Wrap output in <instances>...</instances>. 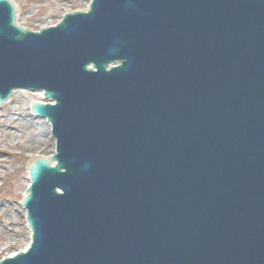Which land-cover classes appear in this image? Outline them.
Returning <instances> with one entry per match:
<instances>
[{"label": "water", "instance_id": "95a60500", "mask_svg": "<svg viewBox=\"0 0 264 264\" xmlns=\"http://www.w3.org/2000/svg\"><path fill=\"white\" fill-rule=\"evenodd\" d=\"M77 10L34 32L0 0V106L43 93L56 139L0 264H264V0Z\"/></svg>", "mask_w": 264, "mask_h": 264}, {"label": "rangeland", "instance_id": "374dc122", "mask_svg": "<svg viewBox=\"0 0 264 264\" xmlns=\"http://www.w3.org/2000/svg\"><path fill=\"white\" fill-rule=\"evenodd\" d=\"M17 7V21L19 25H24L25 28L31 30H40L41 27L55 25L62 19L64 14L69 10L73 12L77 9H87L88 3L91 0H11ZM32 97V96H30ZM33 98V97H32ZM32 105H30L31 108ZM27 109L26 102L22 100V108ZM1 109V108H0ZM13 110L17 109V105H13ZM10 106H4L0 110V119L9 115ZM32 117V116H31ZM18 119L20 117H17ZM30 118V117H28ZM35 119L34 117H32ZM5 122V121H2ZM4 130L13 135H9L4 140V144L0 145V210L8 207V212L3 216L2 222L13 221L12 225L15 228H0L4 229L0 232V260L15 252L23 251L27 247L28 225L26 216H23L19 211H22L21 199L23 198L22 188L27 185V162L30 153L38 154L37 156H48L51 151L52 143H46V147L38 150H24L25 154H21L22 150L16 149L13 146L7 148L6 144L11 145L19 137L16 130L6 126ZM50 138L54 141L52 134ZM12 141V142H11ZM24 142V141H23ZM56 146V141H55ZM23 151V152H24ZM55 151V150H54ZM7 171V175L5 172ZM10 217H9V214ZM27 215V213H26ZM12 216V217H11Z\"/></svg>", "mask_w": 264, "mask_h": 264}, {"label": "bare ground", "instance_id": "6f19581e", "mask_svg": "<svg viewBox=\"0 0 264 264\" xmlns=\"http://www.w3.org/2000/svg\"><path fill=\"white\" fill-rule=\"evenodd\" d=\"M30 96H32L33 98ZM22 100L26 102V105L28 106L27 109H25L24 107L22 108ZM42 102L44 103V99L41 93H33L26 90H20L14 93L12 98L4 105V106L7 105L10 106V110L8 111L9 115L7 117H3L4 120L0 119V145L4 144L5 142L4 140L9 135L15 136L13 135L14 132L9 133L8 131L4 130L5 128L4 123H6V126L9 124L8 127L16 130V134H18L19 136L14 143L11 141L12 142L11 145L6 144L7 148L14 145L16 149L22 150L21 154L24 155L25 154L24 150L33 151V150L42 149L46 147L45 146L46 143L51 142L52 143L51 151L48 154V156H46L45 158H49L50 155L54 153L55 141L52 138H50V134L52 132L51 125L46 120L37 118L31 111L32 106L30 108V105H32V103H42ZM13 105H17L16 110L12 109ZM4 106H2L1 109L4 108ZM31 116L34 117L35 119H33ZM17 117L20 118L18 119ZM37 155L38 154L29 152L28 159ZM0 163H4V161L0 160ZM5 174L7 175V171L5 172ZM29 178L30 177L28 174L27 185L24 188H22L23 198L26 195L28 186L30 185ZM8 209H9L8 207H5L2 210H0V228L3 227L4 229L5 228L7 229L11 227L10 230H12V228H15V225H12L13 221H10L8 219L9 222H4V223L2 222V219L4 218L3 216L8 212ZM19 213H21L23 216H26V211L24 209L22 211H19ZM1 230L0 232H2ZM27 237H28L27 239V246H28L31 242V237H32V233L29 229H28Z\"/></svg>", "mask_w": 264, "mask_h": 264}]
</instances>
